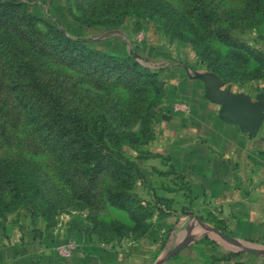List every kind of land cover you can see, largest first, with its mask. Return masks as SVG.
Segmentation results:
<instances>
[{
  "label": "rangeland",
  "instance_id": "374dc122",
  "mask_svg": "<svg viewBox=\"0 0 264 264\" xmlns=\"http://www.w3.org/2000/svg\"><path fill=\"white\" fill-rule=\"evenodd\" d=\"M219 30L243 38L251 48L225 42ZM60 31L82 43L80 60L89 54L105 64L123 66L103 75L79 63L68 56L75 50L64 43ZM5 42H12L7 47H14L33 65L28 73L36 72L44 96L57 99L49 104L50 114L54 107H62L64 122L68 123L72 115L79 117L101 152H106V147L118 154L112 157L116 161H130L137 166L141 163L138 158L147 151L145 144L153 137L155 117L165 115L166 102H173L172 107L186 102L187 92L183 89L189 87L180 81L186 74L212 67L229 91L253 98L260 92L264 55L257 52L264 54L259 46L264 42V0H0V46ZM3 54L0 49V228L9 224L59 228L74 219L88 227L93 222L110 224L116 219L131 223L125 209L109 202L108 192L114 183L106 171L88 178L75 169L73 162L72 167L68 164V169L64 168L59 154L45 138L47 132L38 128L36 106L30 105L29 109L16 96ZM126 57L140 61L146 70L134 68ZM195 90H199V98L200 87ZM7 174L23 176V180L14 187L16 182L8 180ZM133 178L131 194L153 210L146 221L150 226L159 214L167 213L161 204L171 207V202L161 198L159 206L164 210L158 209L154 199L158 186ZM175 185L183 188L184 199L189 202L177 207L185 219L177 229L178 239L188 235L191 242L248 252L236 250L235 243L205 231L194 217L215 226L216 215L206 210L201 213L194 207L178 178ZM24 192L28 195L22 199ZM102 244L106 248L117 245L113 238ZM177 254L165 258L162 264ZM258 256L264 260V253Z\"/></svg>",
  "mask_w": 264,
  "mask_h": 264
},
{
  "label": "crops",
  "instance_id": "0c3cea01",
  "mask_svg": "<svg viewBox=\"0 0 264 264\" xmlns=\"http://www.w3.org/2000/svg\"><path fill=\"white\" fill-rule=\"evenodd\" d=\"M259 46L264 51V42ZM180 81L191 88L183 89L186 102H180L187 108H174L173 102H166L165 115L155 117L153 137L145 144L150 154L138 158L141 163H137L143 182L158 186V195L171 202L167 213L159 214L143 234L113 238L114 248L103 246L102 230L84 226L78 219L47 229L9 224L0 228V264H153L155 257L181 240L177 229L185 219L177 207L189 202L183 188L175 185L176 178L187 187L184 190L191 195L194 207L216 215L221 230L264 242V80L255 98L229 91L220 76L206 68L186 74ZM199 87L197 98L199 90L195 89ZM230 95H247L259 108L262 115L254 131L228 120L231 107L224 101ZM130 220L116 219L131 227L134 221ZM68 241L73 246L69 255L63 256L58 246ZM258 255L188 241L166 263L243 264L244 260H260L263 264Z\"/></svg>",
  "mask_w": 264,
  "mask_h": 264
},
{
  "label": "trees",
  "instance_id": "16d2710c",
  "mask_svg": "<svg viewBox=\"0 0 264 264\" xmlns=\"http://www.w3.org/2000/svg\"><path fill=\"white\" fill-rule=\"evenodd\" d=\"M21 31L24 33L28 32V30L22 28ZM60 33L64 43L66 45H72L71 51L75 50L67 53L69 54L68 56H71L73 59L76 58L79 63H83L85 66L96 69V71H99V73L101 72L103 75H106L109 71L118 70L123 66H120L116 62L113 64H105L104 62L97 60L95 56L89 54H84L83 58H81L82 60H80L79 50L83 47L82 43L71 39L62 31H60ZM218 35L229 44L251 48L243 38L232 37L225 30H219ZM11 44L12 42L1 43L0 49L4 52L3 55L6 58V62L9 64L8 75L11 81L15 84L16 96L18 98L20 96L22 102H25V105H27L29 109H32L30 105L36 106L38 112L35 115V119L37 120V125H39L38 128L42 132H47L45 138L48 140L50 146L59 154V158L64 168L66 167L68 169V166H66L68 164L72 167V164L70 163L73 162L75 169H78L80 173L88 178H93L98 173L106 171L112 177L114 183L113 190L108 192L109 202L116 207L125 209L134 221V224L131 227L121 224L118 221H113L110 224L97 221L93 222L91 228L102 230L105 236L104 239H119L127 235H134V237H136L143 234L146 227H149L147 226L148 224L146 221L151 216L153 210L151 207L149 208L148 205L141 203L140 199L130 192L132 181L134 180V178L132 179L133 175L137 177L136 179H138L140 183H143L142 175L140 174L138 167L130 161H116L112 157L118 154L113 153L112 150H109L106 147V152H101V149L96 144L93 136L88 131L87 124L80 121L79 117L76 119L72 115L71 117H68V123L64 122L61 117V114L64 113L62 107H54L53 112L50 114L52 106L49 104L55 102L57 99L53 95H48V97L44 96L45 93L40 86L36 72L32 71V73H28V70L31 69L33 65L25 61L14 47H7V45ZM39 47L42 48L41 46ZM258 54L261 57L264 55L259 51L257 52V55ZM126 59H129L134 68L139 71L146 70L140 61L130 57H126ZM107 60L108 58H106V61ZM210 69L216 71L212 67ZM34 90L37 91L35 92ZM58 111H60L59 114ZM48 116L49 119L47 118ZM65 151H67V153ZM112 154L113 156H111ZM149 154L150 152L145 151L143 156ZM18 176L19 175L10 176V174H7L6 178L16 182L13 186L18 187L21 180H23V176ZM32 187L33 190L36 191L37 186L33 185ZM27 195L28 194L24 192L22 199ZM154 199L155 203L158 205V209L164 210L170 207L169 205V207H166L164 203V209L159 206V203H161L160 196L158 197V195H155ZM164 200L168 202L167 199ZM216 221L218 224L215 226L220 228L219 219L216 218Z\"/></svg>",
  "mask_w": 264,
  "mask_h": 264
},
{
  "label": "water",
  "instance_id": "95a60500",
  "mask_svg": "<svg viewBox=\"0 0 264 264\" xmlns=\"http://www.w3.org/2000/svg\"><path fill=\"white\" fill-rule=\"evenodd\" d=\"M224 102H227L231 107V118L228 117L229 121L238 122L244 130L254 131L256 129L262 114L259 108L251 102L249 96L230 95ZM194 218L205 231H212L224 240L235 243L237 245L236 250L248 251L254 254L264 253V245L235 241L229 234L217 226L205 223L198 216H195ZM188 239V235H185L180 241H178L172 248L169 249L164 257L158 259L156 262H154V264H162L165 258L177 252L184 244L189 241Z\"/></svg>",
  "mask_w": 264,
  "mask_h": 264
},
{
  "label": "built area",
  "instance_id": "2783aa9c",
  "mask_svg": "<svg viewBox=\"0 0 264 264\" xmlns=\"http://www.w3.org/2000/svg\"><path fill=\"white\" fill-rule=\"evenodd\" d=\"M174 108H187V106L184 104L177 103L174 105ZM161 206H163V204H161ZM72 246H73L72 242L68 241V242H65V243H62L61 245H59L58 250H59L61 255L67 256V255H69Z\"/></svg>",
  "mask_w": 264,
  "mask_h": 264
}]
</instances>
